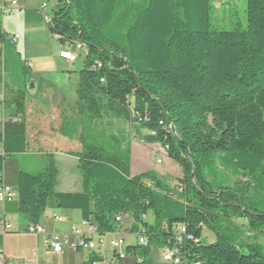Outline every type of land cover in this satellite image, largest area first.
<instances>
[{
	"label": "trees",
	"instance_id": "16d2710c",
	"mask_svg": "<svg viewBox=\"0 0 264 264\" xmlns=\"http://www.w3.org/2000/svg\"><path fill=\"white\" fill-rule=\"evenodd\" d=\"M246 1V29L221 30L211 22L213 0H56L51 33L81 41L88 52L75 105L60 109L58 126L60 135H79L72 155L82 189L55 190L53 154L36 172L19 159L20 231L38 224L49 206L79 210L100 234L119 229L121 214L133 221L127 231L145 226L146 245L125 247L137 264H155L154 247H174L179 225L199 240L182 249L189 261L264 264L260 244L236 245L222 224L245 219L256 237L264 235V0ZM1 18L0 8L3 43ZM96 61L101 66L91 69ZM28 90L23 81L2 101L8 118L0 133V183L5 161L27 150ZM104 116L130 122L138 140L163 146L181 169L184 190L153 171L132 175L131 147L98 129ZM149 210L153 225L143 223ZM201 226L216 233L213 243L200 240ZM101 260L90 254L84 264Z\"/></svg>",
	"mask_w": 264,
	"mask_h": 264
},
{
	"label": "crops",
	"instance_id": "0c3cea01",
	"mask_svg": "<svg viewBox=\"0 0 264 264\" xmlns=\"http://www.w3.org/2000/svg\"><path fill=\"white\" fill-rule=\"evenodd\" d=\"M43 0H0V8L4 12H8L14 17L15 24H21L24 34H38L43 36L45 34V25L43 23V14L40 10ZM14 2V3H13ZM47 10L44 11L46 13ZM47 14V13H46ZM17 26H14L16 28ZM5 33V32H4ZM18 33H15L11 37V41L17 43ZM51 48H41V51L37 58L47 61L52 59L53 61H65V59L59 57L60 50L64 47V42L59 39L50 38ZM26 60L32 62L30 55ZM38 60V59H37ZM75 62V61H74ZM32 69V78L29 83L30 89L27 102L31 97H40L43 95L46 101V106L43 104H36L26 106L27 117V136L28 146L26 152L17 154L14 159H8L3 165V171L1 172L2 183L12 186L14 189L17 185V173L19 166V159L24 160L28 155H43L53 154L55 158L56 167L57 158L64 157L65 163L67 159H72L77 165V159L72 155L81 147L79 135L74 137H66L58 133V126L60 124L59 111L64 108L65 102H71L73 107L76 102V87L79 78L80 71H74L72 69H64L57 65L55 68L46 67ZM16 89V86L14 87ZM32 89V90H31ZM47 90V91H46ZM31 91H33L31 93ZM49 91V95L46 93ZM3 96L0 99V133L3 130V121L8 118V114L5 115L3 108ZM54 111L57 114H54ZM51 117L53 119V125L51 124ZM3 154V145L0 143V155ZM133 150L131 147V160L130 170L132 175L141 174L147 171H153L156 176L173 187L172 184L163 179L160 170L146 169L138 173H134L133 165ZM80 174V173H79ZM59 175V169H58ZM58 178V177H57ZM78 183V182H77ZM57 184V183H56ZM80 189L70 192H79L82 189L81 176H80ZM17 198L13 201L1 203L0 202V218H4L7 222L12 224L13 229L2 232L0 229V247H3L5 256L8 260L14 264H46V259L52 260L53 264H84L90 256V252L87 250H73L69 246H64L61 252H53L47 249V236L52 232L68 234L69 239H72L70 235V229L73 225H79L82 217L79 210H68L56 207H47L39 219L40 225L45 228L46 234L35 235L28 232L20 231L23 225H18V212H17ZM78 213V224L76 223ZM55 216L62 218V220H55ZM164 249L159 248L160 254L155 257V249L151 250V258L155 264H173L164 260ZM138 258L135 256L127 255L124 258L117 261L115 264H137Z\"/></svg>",
	"mask_w": 264,
	"mask_h": 264
},
{
	"label": "rangeland",
	"instance_id": "374dc122",
	"mask_svg": "<svg viewBox=\"0 0 264 264\" xmlns=\"http://www.w3.org/2000/svg\"><path fill=\"white\" fill-rule=\"evenodd\" d=\"M57 2L55 0L49 2L48 8H46V13L49 17H53V13L56 9ZM214 12L211 18L213 26H216L221 30H232L235 27L240 29H246L247 27V1L246 0H213ZM2 29L5 32V40L3 43H0V99L1 95L7 97L9 95L8 90L14 88L16 85L19 86L23 81L28 85L32 81V69H38L40 67H53L57 65L63 67L64 69H72L74 71H80L84 67V57H79L73 63H67L65 61H53L48 59L47 61L40 60L38 57L42 47L51 48L50 38H58L57 34L51 33L48 24L45 25V34L39 36L38 34H24L22 30V25L18 23L15 24L14 17L7 11H2ZM14 26H17L14 28ZM15 33H18L20 38L16 39L17 43L11 41V37ZM6 44V45H5ZM30 55L32 62L26 60ZM38 59V60H37ZM32 83V82H31ZM32 90V89H31ZM47 91V90H46ZM33 91H31L32 93ZM49 95V91L46 92ZM28 97V96H27ZM29 99V97H28ZM46 101L42 96L40 97H31L29 103L27 102V107L30 105L43 104L46 106ZM71 102H65L64 107L70 109L72 106ZM1 109V105H0ZM8 112H5V115ZM57 114L54 111L53 115ZM51 124L53 125V119L51 117ZM99 130H103L108 136L114 134L119 138L121 144L124 146L126 143L132 147L133 150V165L134 173L141 172L146 169H156L160 170L164 180L175 186L179 182L182 172L177 163L171 160L166 155V150L163 146L157 143H145L138 140L135 137V129L131 127L130 122L124 119H117L112 116H104V118L97 125ZM143 133L145 131H142ZM78 135V134H77ZM64 157L57 158V166L59 169V175L57 178V184L55 190L58 192H70L80 189V174L75 164V161L72 159H67L65 163ZM131 160V158H130ZM160 160V161H158ZM45 162V157L43 155H28L22 162L25 169L30 172H36L42 169ZM149 180V179H147ZM78 182V183H77ZM76 223L78 224V213ZM232 223L228 224L223 222L224 233L229 236L231 241L236 245L239 244H251L258 243L264 249V235L259 234L257 237L254 232L249 230L248 221L240 218H231ZM123 231L126 228L131 229L133 221L130 216H125L122 218ZM143 223L147 225H153L155 223V216L151 210H149L143 216ZM17 224L20 226L23 224L22 219L18 217ZM136 225L138 228H145L144 224L137 222ZM26 232V231H24ZM199 238L205 244L213 243L216 240V233L210 230L206 226H201L198 229ZM126 245H135L137 244L136 233L127 232L126 234ZM155 257L159 256L160 251L158 247H154ZM110 249H108V256L110 254ZM15 262V260H13ZM46 264H53L52 260L46 259Z\"/></svg>",
	"mask_w": 264,
	"mask_h": 264
},
{
	"label": "built area",
	"instance_id": "2783aa9c",
	"mask_svg": "<svg viewBox=\"0 0 264 264\" xmlns=\"http://www.w3.org/2000/svg\"><path fill=\"white\" fill-rule=\"evenodd\" d=\"M53 0H43L40 10L43 14V19L49 28L52 26V17H49L44 11L49 6V2ZM56 1V0H55ZM14 3V2H13ZM18 36L15 35V38ZM64 47L59 52V57L65 59L69 62L76 61L79 57H85L87 55V48L81 41H63ZM101 66L99 61H96L91 69H96ZM103 81V79H101ZM160 161V160H158ZM148 185H152V180L145 179ZM174 190L182 192L184 190V185L177 182L175 186L172 187ZM17 198V191L12 186L4 183H0V202L6 203L13 201ZM55 220H62V218L55 216ZM123 216L118 214L116 216V221L121 222ZM121 226L113 233L100 234L97 231V227L90 221L82 219L79 225H73L70 229V235L72 239H69L68 234L52 232L47 236L46 247L53 252H61L64 246H69L73 250H87L90 254H94L100 258L101 261H95L93 264H115L120 259L126 256L125 253V241H126V229H122ZM0 229L3 233L12 230L13 226L4 218H0ZM26 232L40 235L46 234L45 228L40 224H30L25 229ZM137 243L146 245L147 238L145 235L144 228H138L136 231ZM176 245L171 248L164 249V260L173 264H200L198 261H189L182 253V249L187 242H193L198 244L199 240L196 239L192 234L187 232L185 225H179L176 231ZM108 249H110V254L108 256ZM0 264H14L8 260L5 256L3 247H0Z\"/></svg>",
	"mask_w": 264,
	"mask_h": 264
}]
</instances>
